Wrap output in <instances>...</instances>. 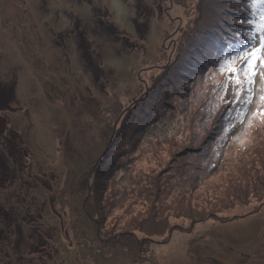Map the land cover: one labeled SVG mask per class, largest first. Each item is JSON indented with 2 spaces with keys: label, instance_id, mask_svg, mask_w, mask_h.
I'll return each mask as SVG.
<instances>
[{
  "label": "rangeland",
  "instance_id": "obj_1",
  "mask_svg": "<svg viewBox=\"0 0 264 264\" xmlns=\"http://www.w3.org/2000/svg\"><path fill=\"white\" fill-rule=\"evenodd\" d=\"M234 1L0 0V264H264V64L251 92L221 70L258 48L262 7L246 28ZM210 31L237 52L160 93L185 53H219ZM144 91L161 107L148 125L130 109ZM123 231L148 237L141 258Z\"/></svg>",
  "mask_w": 264,
  "mask_h": 264
},
{
  "label": "trees",
  "instance_id": "obj_2",
  "mask_svg": "<svg viewBox=\"0 0 264 264\" xmlns=\"http://www.w3.org/2000/svg\"><path fill=\"white\" fill-rule=\"evenodd\" d=\"M247 1L248 0H237V1H234L235 3L236 2L239 3V10L240 11H238L236 13L239 14L238 17H241L242 18L240 20H237L236 22H240V24H243V22H246L247 24H245L244 27H246V28H254V25L252 23V20L257 17L258 7L256 6V9H255V7L253 5H251V9H250L249 7L246 6V2ZM225 10H228L227 5L225 7L222 6L220 8V12H221L220 17H221V19L224 18V15H223L224 13L226 15ZM203 15L205 17V12H203ZM260 16L261 17L264 16L263 7H262V10H261ZM258 19L261 20L260 18H258ZM217 23H221V21H217ZM251 23H252V26H251ZM260 23H261V21H260ZM260 23H258V25ZM252 31L255 32L254 30H252ZM256 32L257 33H261L260 30L258 29V27L256 29ZM221 34H222V32H220V31H210V33H208V34L206 33L205 37H203V40L206 39V38L207 39H210V40H215L216 39V41H217L216 50L219 51L218 54L215 53L214 56H213V54H211L210 57H207V56H205L203 54L204 48L201 49L200 48V45H199L196 48V52H197V54L199 56V59L194 60V61H191V60L189 61V55H188V53H185L179 59L178 64L175 66L174 72H172V70H171V72H166V73L163 72L162 73V71H165V69L160 70V72L162 74H165L164 75V79L162 77H159L160 76V73L155 76V78H157L156 79V81H157L156 84H159L158 87L160 88V90H159L160 93H161V88H165V87L166 88L168 87V91H169L170 90V87H173V81H175L173 79H175V78L176 79L182 78L183 76H185L186 73L196 74L198 72L196 74V76L193 75L190 78V80L193 79V78L197 79L199 77L198 75H201V76L203 75V79L206 80V81H207V79H210V76L209 75L207 76L208 71H210V69L213 68L219 62H222L223 59L226 58L227 56H229L230 54H233L234 52H237L236 51V48H233L234 51H232V50H228L227 46L234 45L238 41V39L237 38L227 39L226 37H228V33H227V35H222V36H221ZM248 34L249 33L244 34V36L246 37V36H248ZM246 42H247V39H246ZM246 42H244V40L242 41V43L239 46V51L245 52V49L246 48H244V47L246 45ZM200 44L202 46H204L203 45L204 42H202ZM242 46H244V47H242ZM189 49H192V48L189 47ZM190 54H192V52ZM193 56H194V51H193ZM200 57L205 60V63L204 64L201 63ZM199 66H200V69H199V71H197V69H198ZM184 68H185L186 71H184ZM149 88H152V86L149 87ZM149 93L150 92L144 91L143 92V94H144L143 97L141 99H138L137 100L138 102L135 103V104H133L132 107H130V109L132 110L134 107L136 108V106L138 104H140V107H141L140 108V113H142V115L141 116L139 115V119L138 120L142 119L141 121H144L145 122L144 124H146V125L152 123V120H155L156 119L155 117H158V115L161 113V107L160 106H155L153 103H150V100L148 99ZM160 93H159V95H160ZM154 97L155 96L152 95V98H154ZM211 97H212V93L209 90V92L207 94V99L210 101ZM231 97H232V95H231V89H230L229 85L227 84L226 87L223 90H220V94H218V96L215 94L216 104L210 101L211 104L213 105V107H215V109H213V110H209L208 109V113H204V109H203V114H205L207 117H199L198 118L199 126L202 127V128H205L215 118L218 120V123H219L222 120V117H214V116L216 115V112L219 110V106L220 105H223V104H225L227 102H229L230 99H231ZM218 123H217V128L219 127L218 126ZM219 132H220V127H219L218 134H219ZM210 140H212V139H210ZM202 150H203V148H202ZM110 151H111V147L110 146H109V148L105 149V151L103 153V157L105 159L108 158V155H109ZM102 160L103 159L101 158L100 161H102ZM113 160H112V162H113ZM216 160H217L216 158H215V160H214V158L213 159H209V162L210 163H214V162H216ZM211 170H213V168ZM158 192L160 193L161 191H158ZM159 193H158V196H159ZM153 206L156 207V203L154 201H153ZM182 212L184 214L188 213L187 208L184 209V210H182ZM188 214H186L187 217H189ZM56 215H59V214L56 212ZM92 215H93V213L90 214V216H92ZM101 218H104V216L101 215ZM89 219L91 221H94L95 220L94 218L91 219V217H89ZM192 220H196V219H192ZM94 223H95V221H94ZM11 225H12V227H14V225H15V223H13L12 218H11V222H10V224H8L7 228L11 227ZM7 228L5 227L2 230H6ZM10 230H11V228L9 229V231L6 230V233H8V234H6V236H11V234L13 233L14 230H12V231H10ZM156 236H158V235L156 234ZM126 238L127 239H134V241H135L134 244L132 243V245H130V246L133 247V248H130V250H132V252H133L134 259L141 258L142 257V254H144L145 249H147L145 247V245H146L145 242L146 241H142V240L143 239H148V237H143L141 239V238H138L137 237V234L135 232H132V231H123L119 235H114V237H112V240H113V242L114 241H120L121 242V240L126 239ZM96 240L99 243L102 242V245H104V242L105 241H103V240L100 241V239H96ZM149 240L152 241V242H155V241L151 240V238ZM89 242L92 243V241H89ZM107 242H105V243H107ZM96 243L97 242H94L93 244H90L89 243L88 244V249L89 248L90 249H93V247H95ZM52 260H54V259L52 258Z\"/></svg>",
  "mask_w": 264,
  "mask_h": 264
},
{
  "label": "snow or ice",
  "instance_id": "obj_3",
  "mask_svg": "<svg viewBox=\"0 0 264 264\" xmlns=\"http://www.w3.org/2000/svg\"><path fill=\"white\" fill-rule=\"evenodd\" d=\"M261 6L264 7V0H253V6ZM261 32V40L259 48L252 49L250 52H246L242 54L240 57L234 58L231 62H226V66L222 67V71L226 70L229 73V79L232 83L236 85L238 89H242L244 87V83L241 80V74L247 81L249 92H251L252 87L254 85V78L256 76L255 67L256 62L260 61L261 64H264V56H261V53H264V16L261 17V23L257 26ZM236 59H243L246 68L243 70L241 68H237L235 66ZM236 95H240L239 92ZM262 104H264V95L259 97ZM251 96H249L248 102H250ZM260 115L264 116V112H260Z\"/></svg>",
  "mask_w": 264,
  "mask_h": 264
},
{
  "label": "water",
  "instance_id": "obj_4",
  "mask_svg": "<svg viewBox=\"0 0 264 264\" xmlns=\"http://www.w3.org/2000/svg\"><path fill=\"white\" fill-rule=\"evenodd\" d=\"M255 213V212H254ZM211 262L213 263V264H223L222 262H220V261H218V260H212L211 259Z\"/></svg>",
  "mask_w": 264,
  "mask_h": 264
}]
</instances>
